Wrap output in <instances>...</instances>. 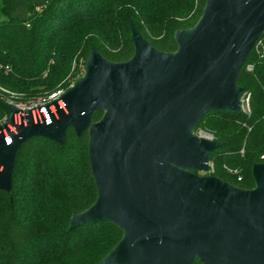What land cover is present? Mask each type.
I'll return each mask as SVG.
<instances>
[{
	"label": "water",
	"instance_id": "1",
	"mask_svg": "<svg viewBox=\"0 0 264 264\" xmlns=\"http://www.w3.org/2000/svg\"><path fill=\"white\" fill-rule=\"evenodd\" d=\"M130 31L134 56L113 63L93 49L86 75L63 97L67 113L51 125L28 114L13 134L18 110L10 109L0 126V192L12 196L28 140L64 146L68 129L88 132L98 197L69 231L102 222L124 231L99 264H264V163L253 167L254 190L198 175L222 143L194 135L211 111L242 113L238 83L264 34V0H207L198 23L175 33V53L154 48L132 21ZM97 112L103 117L93 122Z\"/></svg>",
	"mask_w": 264,
	"mask_h": 264
},
{
	"label": "trees",
	"instance_id": "2",
	"mask_svg": "<svg viewBox=\"0 0 264 264\" xmlns=\"http://www.w3.org/2000/svg\"><path fill=\"white\" fill-rule=\"evenodd\" d=\"M0 2V87L28 100L71 89L86 75L93 49L113 63L130 60V21L157 50L177 52L175 33L198 23L207 0ZM238 84L250 95V114L211 111L194 133L222 143L210 157L212 176L254 190L253 167L264 163V53L251 52ZM8 112L0 94V125ZM102 117L97 112L93 122ZM89 141L88 132L70 128L64 146L40 137L21 146L12 196L0 192V264H99L120 243L124 231L112 223L69 231L72 217L98 197Z\"/></svg>",
	"mask_w": 264,
	"mask_h": 264
},
{
	"label": "built area",
	"instance_id": "3",
	"mask_svg": "<svg viewBox=\"0 0 264 264\" xmlns=\"http://www.w3.org/2000/svg\"><path fill=\"white\" fill-rule=\"evenodd\" d=\"M257 54L264 53V34L257 41L254 49ZM248 71L253 70V66H247ZM67 89L59 88L56 91L40 96L33 99L24 100L23 96L17 92H13L7 90L5 88L0 87L1 99L5 102V104L9 108V112L5 115L3 122L0 126H5L8 124L10 119V109L14 108L18 110L13 117L14 124L8 125V129L13 134H18V127L23 125L27 126L29 120L27 118L28 114L31 116V120L35 125L47 124L51 125L52 118H58V111L62 110L67 113V107L64 102V95L67 93ZM241 110L244 114H250V95L244 93L240 100ZM3 135L5 136L7 143L10 145L12 143L9 132L7 130H3ZM194 135L201 139H206L209 141H215L214 136L201 130L199 132L194 133ZM214 165L209 162V169L207 172H203L202 174H206L204 176H212L214 173ZM232 173H237V171L230 170Z\"/></svg>",
	"mask_w": 264,
	"mask_h": 264
},
{
	"label": "rangeland",
	"instance_id": "4",
	"mask_svg": "<svg viewBox=\"0 0 264 264\" xmlns=\"http://www.w3.org/2000/svg\"><path fill=\"white\" fill-rule=\"evenodd\" d=\"M0 9H1V2H0ZM4 19H5V18H4V16L2 15L1 10H0V22L4 21ZM198 175L204 176V175H206V174L198 173Z\"/></svg>",
	"mask_w": 264,
	"mask_h": 264
}]
</instances>
